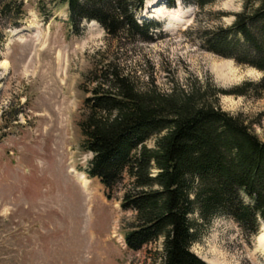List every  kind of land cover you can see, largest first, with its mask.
I'll return each mask as SVG.
<instances>
[{
  "label": "rangeland",
  "instance_id": "1",
  "mask_svg": "<svg viewBox=\"0 0 264 264\" xmlns=\"http://www.w3.org/2000/svg\"><path fill=\"white\" fill-rule=\"evenodd\" d=\"M22 1L19 27L0 40V264H154L158 243L140 252L124 244L133 217L120 208L127 180L107 199L86 175L92 156L82 149L78 126L84 101L106 70L142 92L200 88L208 99L214 89L245 84V94H219L217 105L264 142L261 72L205 51L198 40L203 29L228 27L243 0L201 10L145 0L134 18L159 26L147 41L109 37L94 21L74 31L55 0ZM220 70L229 79L219 80ZM192 252L207 264H264V224L247 237L229 219L198 221Z\"/></svg>",
  "mask_w": 264,
  "mask_h": 264
},
{
  "label": "trees",
  "instance_id": "2",
  "mask_svg": "<svg viewBox=\"0 0 264 264\" xmlns=\"http://www.w3.org/2000/svg\"><path fill=\"white\" fill-rule=\"evenodd\" d=\"M55 1L65 7L74 31L94 21L109 37L147 41L159 29L134 18L145 0ZM179 1L201 10L217 0ZM175 4L165 0L167 8ZM23 17L22 0H0V40ZM198 40L205 51L261 72L264 85V0H243L228 27L203 29ZM101 74L78 126L82 149L92 156L88 179L99 181L107 199L127 180L120 200L122 211L133 214L126 248L140 252L158 243L154 264H207L192 252L198 221L222 217L245 236H257L264 224V142L216 100L219 94H245L246 85L214 89L208 99L206 89L142 92L114 70Z\"/></svg>",
  "mask_w": 264,
  "mask_h": 264
},
{
  "label": "bare ground",
  "instance_id": "3",
  "mask_svg": "<svg viewBox=\"0 0 264 264\" xmlns=\"http://www.w3.org/2000/svg\"><path fill=\"white\" fill-rule=\"evenodd\" d=\"M218 75H219V80H227V79H229V76L227 75V74H223V72H222V70H220V71H218V73H217ZM70 173H74V172H71L70 171ZM76 177V176H75ZM75 180V179H74ZM76 181L78 182V184L81 186V188H83V189H86L87 188V185H86V181L85 180H78L77 179V177H76ZM260 240H262V238L260 239Z\"/></svg>",
  "mask_w": 264,
  "mask_h": 264
}]
</instances>
